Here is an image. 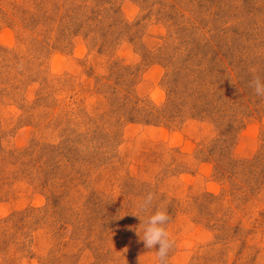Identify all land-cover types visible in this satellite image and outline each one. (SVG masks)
<instances>
[{
  "label": "rangeland",
  "instance_id": "obj_1",
  "mask_svg": "<svg viewBox=\"0 0 264 264\" xmlns=\"http://www.w3.org/2000/svg\"><path fill=\"white\" fill-rule=\"evenodd\" d=\"M254 77L264 0H0V264H264Z\"/></svg>",
  "mask_w": 264,
  "mask_h": 264
},
{
  "label": "clouds",
  "instance_id": "obj_2",
  "mask_svg": "<svg viewBox=\"0 0 264 264\" xmlns=\"http://www.w3.org/2000/svg\"><path fill=\"white\" fill-rule=\"evenodd\" d=\"M250 86L254 89L257 96L264 97V80H261L259 77H254L250 82ZM153 200V195L149 193L139 203L138 207L140 211L147 213L153 207ZM132 214L137 215L141 220L137 234L144 242V246L147 249H154L156 245H159L154 257V264H167L169 253L175 247V239L168 230L170 217L167 212V206H156L155 211L147 219H143L138 213L132 212ZM141 226L143 229L142 235L139 230Z\"/></svg>",
  "mask_w": 264,
  "mask_h": 264
}]
</instances>
